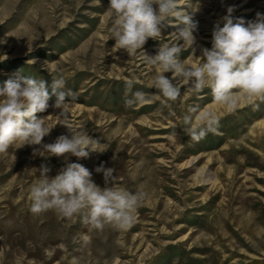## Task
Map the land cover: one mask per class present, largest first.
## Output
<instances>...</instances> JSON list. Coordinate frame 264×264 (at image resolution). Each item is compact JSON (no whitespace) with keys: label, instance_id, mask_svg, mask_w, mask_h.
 I'll use <instances>...</instances> for the list:
<instances>
[{"label":"rangeland","instance_id":"374dc122","mask_svg":"<svg viewBox=\"0 0 264 264\" xmlns=\"http://www.w3.org/2000/svg\"><path fill=\"white\" fill-rule=\"evenodd\" d=\"M189 2L193 10L199 4L197 57L202 48H211L214 25L229 6L246 22L264 14V0ZM109 4L0 0V86L19 69L49 85L53 77H63L66 89L78 97L70 108L71 124L98 138L105 150L87 159L72 156L69 162L87 167L101 187L103 173L95 169L114 168L119 187L148 197L127 231H91L79 219L66 221L54 211L33 215L29 190L40 178V165L54 177L65 160L34 154L41 146L13 145L0 154V264H72L74 257L79 264H264V103L253 110L241 98L233 112L217 105L205 89L164 107L149 87L155 73L139 55L130 58L114 48ZM174 31L164 30L165 42ZM159 43L149 39L143 51L154 55ZM191 52L183 51L180 58L196 62ZM133 75L140 80L133 91L157 94L151 103L130 109L124 105V80ZM54 100L38 114L49 125L57 123L60 111ZM194 104L220 118L218 131L199 142L180 127L186 108ZM62 134L67 128L56 124L43 143ZM83 235L90 240L86 247L73 244Z\"/></svg>","mask_w":264,"mask_h":264},{"label":"clouds","instance_id":"9594fccd","mask_svg":"<svg viewBox=\"0 0 264 264\" xmlns=\"http://www.w3.org/2000/svg\"><path fill=\"white\" fill-rule=\"evenodd\" d=\"M188 8H192L189 0H110L107 12L112 18L110 38L115 40L114 48L124 50L130 58L139 55L142 64L155 73L149 87L157 90L164 107L171 109L189 93L199 96L208 89L217 105L233 112L241 98L249 101L253 110H259L264 103V14L257 12L254 20L246 22L234 17L235 9L229 6L227 14L214 25L211 48H202L197 57L193 45L198 21L194 14L199 4L191 14ZM168 27L176 29L169 36L171 42L163 39ZM149 39L160 42L154 55L143 51ZM189 49L196 58L194 63L180 58ZM138 83L135 75L124 80L126 108L147 105L157 94L133 91ZM53 98L52 106L60 111L57 123L49 125L47 117L38 114L46 112ZM77 100V94L66 89L63 77H53L49 85L44 79L17 70L0 86V154H6L13 145H36L41 147L34 149V154L64 158L65 166L54 177L48 175L51 169L46 164L40 165V178L29 190V211L33 215L54 211L60 219H79L89 230L99 233L106 227L130 230L148 193L119 187V179L113 175L115 169L103 164L95 169L103 173L105 186L101 187L87 167L69 162L72 156L87 159L105 151L98 138L71 124L70 108ZM56 124L65 126L68 134L60 135L53 143H43ZM219 126L218 115L199 104L186 108L180 124L193 142L215 134ZM72 242L86 247L90 240L83 235ZM72 264H79V260L74 257Z\"/></svg>","mask_w":264,"mask_h":264}]
</instances>
